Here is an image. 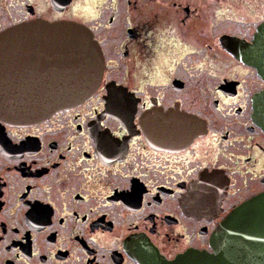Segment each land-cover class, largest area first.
I'll list each match as a JSON object with an SVG mask.
<instances>
[{
  "label": "flooded vegetation",
  "instance_id": "af4514ba",
  "mask_svg": "<svg viewBox=\"0 0 264 264\" xmlns=\"http://www.w3.org/2000/svg\"><path fill=\"white\" fill-rule=\"evenodd\" d=\"M36 18L86 25L104 70L80 105L28 124L0 118V264L210 253L216 227L264 192V132L251 118L264 82L220 42L249 43L264 0H0V32Z\"/></svg>",
  "mask_w": 264,
  "mask_h": 264
},
{
  "label": "water",
  "instance_id": "95a60500",
  "mask_svg": "<svg viewBox=\"0 0 264 264\" xmlns=\"http://www.w3.org/2000/svg\"><path fill=\"white\" fill-rule=\"evenodd\" d=\"M220 42L264 82V21L249 43L230 36ZM103 70L101 47L82 23L36 18L10 26L0 32V118L28 124L80 105L96 91ZM117 95L108 97L116 112ZM252 109V121L264 132V88L253 95ZM210 247L189 264H264V192L224 218Z\"/></svg>",
  "mask_w": 264,
  "mask_h": 264
},
{
  "label": "rangeland",
  "instance_id": "374dc122",
  "mask_svg": "<svg viewBox=\"0 0 264 264\" xmlns=\"http://www.w3.org/2000/svg\"><path fill=\"white\" fill-rule=\"evenodd\" d=\"M108 30H111L116 35L118 34V21H116Z\"/></svg>",
  "mask_w": 264,
  "mask_h": 264
}]
</instances>
